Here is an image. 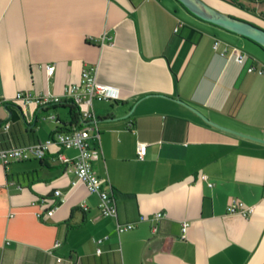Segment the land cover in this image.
<instances>
[{"label":"crops","instance_id":"0c3cea01","mask_svg":"<svg viewBox=\"0 0 264 264\" xmlns=\"http://www.w3.org/2000/svg\"><path fill=\"white\" fill-rule=\"evenodd\" d=\"M244 1L264 17V0ZM262 52L177 0H0V96L9 104L0 106V125L10 124L0 149L47 140L60 131L48 116L68 113L24 105L19 92L67 100L66 86L85 68L120 89L119 100L94 102L101 149L92 143L94 171L112 191L117 217L102 215L99 196L58 160L74 159L75 148L0 162V264H264V143L214 127L177 101L264 140V73L249 71H264ZM139 143L147 144L144 158ZM58 189L60 206L41 220L39 198ZM234 198L253 214H229ZM157 212L166 216L156 221ZM126 223L136 226L119 235Z\"/></svg>","mask_w":264,"mask_h":264},{"label":"built area","instance_id":"2783aa9c","mask_svg":"<svg viewBox=\"0 0 264 264\" xmlns=\"http://www.w3.org/2000/svg\"><path fill=\"white\" fill-rule=\"evenodd\" d=\"M221 41L216 39L214 42V49L219 50ZM228 47L225 46L220 54L226 56ZM236 60L240 64H244L246 56L237 49H234ZM56 64H47L46 72L48 76H53L56 71ZM251 72H258L263 74L262 69H258L255 66L249 68ZM65 96L67 100L72 101L78 108L82 118V126L70 131H58L55 135L48 138L45 141H40L25 146L10 147L0 149V162L4 165H8L11 162L28 161L32 159L43 160L51 152L52 147H58L62 149L75 148L78 150V155L74 159H69L62 153L58 154V160L64 164H73L74 171L77 176L78 182H82L86 185L88 191L92 194H97L100 198L99 209L101 214L109 217H117L118 210L116 206V199L112 194V191L105 185L104 180L96 175L93 168V160L96 154V149L92 146L93 142H96L101 149V137L98 127V119L94 112V102L96 100L117 101L120 99V89L116 86L101 84L98 81L97 74L93 68H85L82 72L81 80L78 83H70L65 88ZM63 99L58 95H36L33 96L27 92H19L15 101L21 102L24 105H41L44 108L50 107L54 104L60 103ZM8 101L0 96V106L7 104ZM56 115L51 114L48 119L55 120ZM84 122H88L87 124ZM10 124L7 123L4 129L8 130ZM147 152V144L139 143L138 153L141 158H144ZM206 179L205 175L201 176ZM64 193L58 189L55 190L53 195L44 196L39 198L41 205V211L37 213V216L44 220L46 218L53 217L56 210L60 206ZM80 208L87 212L89 206L86 202H82ZM254 207L247 205L239 198L231 200L227 210L231 215H241L243 217H250L254 212ZM166 216L163 212H157L154 214L153 219L160 221ZM135 223L119 224L117 227L118 234L132 230L135 228ZM189 224L186 222L183 224V235L187 232ZM153 231H157V226L153 227ZM105 238L95 240L96 243L101 245ZM61 246V242L57 241L54 244L53 249H57ZM103 250L98 247L97 254H102ZM61 261L62 258H59Z\"/></svg>","mask_w":264,"mask_h":264},{"label":"water","instance_id":"95a60500","mask_svg":"<svg viewBox=\"0 0 264 264\" xmlns=\"http://www.w3.org/2000/svg\"><path fill=\"white\" fill-rule=\"evenodd\" d=\"M177 1L195 17L205 22H209L211 24L219 26L228 31H231L241 36H244L246 38H249L264 47V29L250 22H247V21L232 17L230 15H227L225 13H222L219 10L208 5L202 0H177ZM177 101L187 106L188 108H190L198 116H200L205 122H207L208 124L214 127H217L219 129L231 132L233 134H236L238 136H241V137H244V138L256 141V142L264 143L263 139L226 128L224 126H221L213 122L198 108L190 105L189 103L183 100L178 99ZM129 115L130 113L122 117L110 118V119H107L106 121H113V120L125 118V117H128ZM100 121L101 120H98L97 122L99 123ZM84 123L87 124L88 122H84Z\"/></svg>","mask_w":264,"mask_h":264},{"label":"trees","instance_id":"16d2710c","mask_svg":"<svg viewBox=\"0 0 264 264\" xmlns=\"http://www.w3.org/2000/svg\"><path fill=\"white\" fill-rule=\"evenodd\" d=\"M231 1H233L236 5H239L238 4V0H231ZM246 39H248L249 41L255 43L262 50H264V47L261 46L260 44L254 42L253 40H251L249 38H246ZM8 105L9 104H7V106ZM49 109H51V110H53L55 112H56V110H66V109L68 110L67 114H56L55 112H53L56 115V118L53 121L58 125V128L60 129V131L74 130V129H76L78 127H81L83 125L82 124L83 121H82V118H81V114H80L79 108L70 100H62L60 103H57V104H54V105L50 106ZM18 118H19V115L17 114V112L16 111H12V116H11L10 120L14 121V120H16ZM1 130H3V131H1ZM7 131L8 130L4 129L3 125L2 126L0 125V142H1V137H2L1 135L3 134V133L1 134V132H5L6 133ZM9 182L11 183V181H9Z\"/></svg>","mask_w":264,"mask_h":264},{"label":"rangeland","instance_id":"374dc122","mask_svg":"<svg viewBox=\"0 0 264 264\" xmlns=\"http://www.w3.org/2000/svg\"><path fill=\"white\" fill-rule=\"evenodd\" d=\"M213 8L219 10L222 13L230 15L232 17L250 22L262 29H264V17L251 9L244 0H240V4L236 5L231 0H202ZM246 50L250 47L253 49V46L250 43L245 42ZM248 47V48H247ZM249 51V49H248ZM262 60L264 62V53H261Z\"/></svg>","mask_w":264,"mask_h":264}]
</instances>
